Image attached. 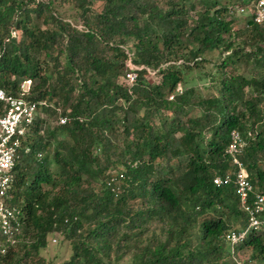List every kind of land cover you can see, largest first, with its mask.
Masks as SVG:
<instances>
[{
    "label": "trees",
    "instance_id": "1",
    "mask_svg": "<svg viewBox=\"0 0 264 264\" xmlns=\"http://www.w3.org/2000/svg\"><path fill=\"white\" fill-rule=\"evenodd\" d=\"M74 1L83 29L50 14L43 21L55 20L52 29L31 27L50 0H0V88L17 94L29 80L26 98L45 101L42 111L55 121L35 120L29 151L15 164L10 203L21 230L0 264H45L38 252L47 235L70 244L61 264H111L131 247L130 264H231L218 263L230 253L221 235L241 213L233 184L212 179L232 170L225 148L235 129L245 142L237 157L264 193L257 165L264 161V27L246 14L233 31L231 5L216 0H188L186 7L179 5L185 0H165V8L152 0ZM94 1L102 2L98 13L89 9ZM128 40L131 56L120 47ZM210 50L226 54L216 65L218 80L209 76L202 94L182 71L197 68ZM127 57L142 66L128 87L116 83ZM43 58L53 62L48 73ZM239 63L251 65L249 76ZM146 68L157 82L146 80ZM58 116L67 121L57 124ZM241 249L250 251L248 264H264L263 233L234 246Z\"/></svg>",
    "mask_w": 264,
    "mask_h": 264
},
{
    "label": "built area",
    "instance_id": "2",
    "mask_svg": "<svg viewBox=\"0 0 264 264\" xmlns=\"http://www.w3.org/2000/svg\"><path fill=\"white\" fill-rule=\"evenodd\" d=\"M241 13L251 14L252 21L264 27V0H246L238 9ZM130 82L134 74H126ZM29 80H24L17 94L7 93L0 88V254L13 247L21 230V215L18 208L10 203L11 186L15 164L22 154H27L31 138L28 135L37 118L42 117L45 101H31L26 98ZM65 116L57 117V124H64ZM29 137V138H28ZM245 145L239 132L232 129L225 148L232 170L222 175L214 176L212 183L223 186L232 183L237 199V208L241 213L243 224L228 228L223 233V240L230 250L232 264H248L235 257L233 247L246 239L249 234H264V193L258 192L249 180L243 163L237 157ZM39 160L41 155L35 154ZM120 177L121 174L119 173ZM115 181V174L108 178L107 184ZM113 189V188H112ZM114 189H117L115 187ZM54 239V238H52Z\"/></svg>",
    "mask_w": 264,
    "mask_h": 264
},
{
    "label": "rangeland",
    "instance_id": "3",
    "mask_svg": "<svg viewBox=\"0 0 264 264\" xmlns=\"http://www.w3.org/2000/svg\"><path fill=\"white\" fill-rule=\"evenodd\" d=\"M51 4L48 9H46L39 17L36 19L32 18L30 21V26H34L35 24L40 27V29L43 28H53L54 27V22L55 20H52L51 17L47 18V21H43V17H48L47 15H51L52 17H56L63 22L69 23L70 26L75 27L76 29H83V22L80 16V7H77L75 4L74 0H50ZM195 3H197V0H193ZM219 5H231L229 6L233 10V14L231 15V18L234 19V23L232 26V30L235 31L236 29H241L245 25V21L247 18L246 13H241L238 11L239 7L241 6L242 2L244 0H216ZM245 2V1H244ZM152 3H156L158 7L165 8V0H152ZM188 4V0H185L181 2L179 5H186ZM244 5V4H242ZM102 7V2L101 1H94L90 4L89 9L92 13H98L101 10ZM198 8V6H197ZM89 11V12H90ZM189 18H193V12L189 11L188 12ZM15 34L16 39H19V30H13L12 32ZM241 34L238 36V38H235V41H239L241 39ZM131 40L126 41L123 45H120V47H123L124 51L128 54V56H131L132 49L131 47ZM263 44V43H262ZM251 50L248 46H244V51H249ZM56 51H53V55H55ZM226 53H222L216 50H210V51H205L203 54V59L201 60L200 64H198L197 68H191L190 70H183V76L187 80L188 83H193L196 87H198L200 90L203 91L202 94L207 93L208 89L206 88L208 85V81L210 79L209 76H213L215 82L218 80L217 78V73H216V68L217 64L220 62L222 55H225ZM42 58V57H41ZM131 57H127L124 60V68L122 70V74L116 79V83L124 86H129L130 81L128 80L126 74H134L136 69H139L142 66H138L136 64H133L130 60ZM59 62L62 64L63 63V56L60 55L58 58ZM52 61L49 59H44L42 64V68L46 71V73L49 72ZM175 63L176 64H181V60H176L175 62H169L167 64L171 65ZM191 63V62H190ZM166 64V65H167ZM239 71L242 72L245 76H249L251 73L250 70H252L251 65H243V63L237 64ZM228 68V67H227ZM255 68H253L254 70ZM257 71H261L262 68L256 67ZM145 78L148 82H157L159 75L155 73V70H152L150 68H146V74ZM31 83H29L30 85ZM204 84V86H202ZM24 85H28L25 83ZM176 91H180V87L178 86L176 88ZM169 96L168 98H170ZM57 98H54L52 100H56ZM142 112V109H139V113ZM44 113V112H43ZM170 114L169 112H164L163 115H168ZM196 114V110L189 111L188 115L192 116ZM42 117H45L46 120L48 121V124L50 127H54L55 121L53 117L47 115V114H42ZM151 123L154 125H158L159 121L157 119V116L153 115L151 119H149ZM249 134V133H248ZM178 135V134H176ZM208 136V133H204L203 137L206 139ZM58 139L61 138L60 135L56 136ZM53 144V142H52ZM51 144V145H52ZM48 150V149H47ZM172 165L175 164L174 161L171 162ZM258 166H260L262 169H264V161H259L257 163ZM118 171H121L118 167L115 169H112L109 171V174L114 175ZM49 185L45 184L43 185V189H48ZM98 187L95 185L94 189H97ZM119 189V188H118ZM116 189V191L118 190ZM225 218V217H224ZM243 224V219L240 215L235 216L234 220L231 221V227H239ZM149 225H155V223H150ZM155 233H157V230H155ZM54 238V239H52ZM146 238H142L139 240L140 243H145ZM46 245L44 248H40L38 252V256L44 261L45 264H61L63 261L67 260L69 255H70V244L69 242L62 237V235H47L46 238ZM223 243V247H227L226 243ZM135 248L131 247L128 252H124L119 256L117 259L113 260L111 264H130L131 262V254ZM217 254V253H216ZM250 251L249 249H241L237 252H235V257H238L241 259L243 262H247L249 258ZM103 261H106L103 259ZM231 262V258L229 256L226 257V253H223L220 258H218V263L222 262ZM252 263V262H251Z\"/></svg>",
    "mask_w": 264,
    "mask_h": 264
},
{
    "label": "clouds",
    "instance_id": "4",
    "mask_svg": "<svg viewBox=\"0 0 264 264\" xmlns=\"http://www.w3.org/2000/svg\"><path fill=\"white\" fill-rule=\"evenodd\" d=\"M232 228V227H231ZM227 230V229H226ZM225 230V231H226ZM224 233V232H223ZM223 233H222V235H221V238L223 239ZM224 241V240H223ZM225 243V242H224ZM226 246H227V244H226ZM228 247V246H227ZM228 250H229V247H228ZM233 250H234V247H233ZM229 252H230V250H229ZM234 252H236L235 250H234ZM228 256L231 258V256H230V253H228ZM247 263H248V261H247ZM231 264H232V261H231Z\"/></svg>",
    "mask_w": 264,
    "mask_h": 264
}]
</instances>
